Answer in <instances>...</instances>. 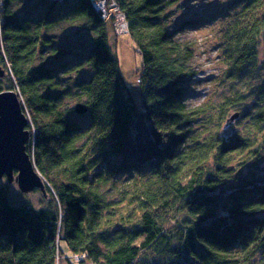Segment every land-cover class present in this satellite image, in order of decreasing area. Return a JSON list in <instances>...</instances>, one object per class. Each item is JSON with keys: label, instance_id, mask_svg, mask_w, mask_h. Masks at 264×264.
I'll return each instance as SVG.
<instances>
[{"label": "trees", "instance_id": "obj_1", "mask_svg": "<svg viewBox=\"0 0 264 264\" xmlns=\"http://www.w3.org/2000/svg\"><path fill=\"white\" fill-rule=\"evenodd\" d=\"M16 1L0 0V65L9 66L6 90L18 94L29 120L26 151L45 181L46 206L12 204L0 182V264H56L65 250L93 264H264V172L243 175L264 160V119L257 113L243 137L198 141L204 109L182 100L191 53L164 23L172 1L107 0L125 14L140 52L138 106L109 44V19L90 0H42L45 18L71 10L64 18L89 32L80 52L91 74L75 85L82 116L63 109L55 90L58 73L76 65L36 64L57 59L59 49L45 19L15 14ZM234 13L221 55L240 72L256 59L264 0H241ZM93 151L120 159L112 173L139 174L117 198L102 191L105 177L91 175Z\"/></svg>", "mask_w": 264, "mask_h": 264}, {"label": "rangeland", "instance_id": "obj_2", "mask_svg": "<svg viewBox=\"0 0 264 264\" xmlns=\"http://www.w3.org/2000/svg\"><path fill=\"white\" fill-rule=\"evenodd\" d=\"M170 1H172L170 8L167 13H163L166 16L165 27L175 31L176 41L186 46L191 53V59L186 64L189 76L183 85L182 100L188 107L204 109V114L195 124V126L198 124L194 131L196 138L198 141L204 138L209 140L220 134L223 139H230L237 135L243 137L245 132L250 134L254 125V120L251 119L257 113L264 119V103L261 98L264 89V32L258 40L255 61H250L240 72H235V69L230 71L224 65L221 55L222 35L224 28L237 16L234 12L241 0ZM42 4V0H17L12 10L19 16H30L33 20L45 19V24L50 25L47 32L55 38L59 49L58 57L52 59L49 55L44 60L37 59L36 64L43 62L57 69L64 63L76 65L58 73L59 80L55 89L63 93L62 108L73 109L78 102L76 83L87 79L91 74L90 69L83 66V54L80 52L90 35L84 23H71L69 17L64 18V13L71 10H56L49 18H45ZM95 14L103 21L109 19L107 24L109 44L118 58L124 83L129 87L136 104L141 106L139 87L142 60L139 50L128 36L125 14L117 13L115 9L113 13ZM7 67L8 70L9 66ZM7 70L5 69L6 74ZM4 80L5 77L0 80V90L7 88ZM80 122L83 127L87 126L85 117H82ZM117 163H120V159L114 156L105 160L98 156L97 151L90 155L89 164L93 169L91 175L106 178L107 183L102 191L109 199L117 198L119 196L117 193L128 186L129 175H139L134 171L112 173ZM260 172H264V160L257 168L247 166L243 175H259ZM0 182L7 183L6 178H2ZM8 185L12 204L17 205L20 201H25L36 210L46 206V199L40 191L23 194L15 183ZM54 203L51 200L52 206ZM56 264L93 263L87 260L76 263L65 250L64 257L59 256Z\"/></svg>", "mask_w": 264, "mask_h": 264}, {"label": "water", "instance_id": "obj_3", "mask_svg": "<svg viewBox=\"0 0 264 264\" xmlns=\"http://www.w3.org/2000/svg\"><path fill=\"white\" fill-rule=\"evenodd\" d=\"M4 76L5 71L0 67V80ZM74 111L82 116L87 109L79 103ZM27 125L17 94L12 90L0 91V180L5 177L7 184L15 183L23 194L38 190L46 195L45 183L26 151L30 138Z\"/></svg>", "mask_w": 264, "mask_h": 264}, {"label": "built area", "instance_id": "obj_4", "mask_svg": "<svg viewBox=\"0 0 264 264\" xmlns=\"http://www.w3.org/2000/svg\"><path fill=\"white\" fill-rule=\"evenodd\" d=\"M47 1L60 2L62 0H47ZM90 2H91L92 7L96 13H109V11H112V13H113L114 9L117 11V13H119L117 8L114 7V5L111 4L108 6L107 0H90ZM110 8H111V10H109Z\"/></svg>", "mask_w": 264, "mask_h": 264}, {"label": "bare ground", "instance_id": "obj_5", "mask_svg": "<svg viewBox=\"0 0 264 264\" xmlns=\"http://www.w3.org/2000/svg\"><path fill=\"white\" fill-rule=\"evenodd\" d=\"M2 68V67H1ZM4 71H5V69L4 68H2ZM5 75H6V71H5ZM5 77V76H4ZM3 79V78H2ZM1 91H5V90H1ZM17 96H18V94H17ZM18 99H19V96H18ZM19 103H20V108H21V112H22V114H24V116H25V118L28 120V117L26 116V114H25V112H24V110H23V108H22V104H21V100L19 99ZM81 116V115H80ZM28 126H29V120H28V125H27V127H26V129L29 131V133H30V136H31V132H30V130L28 129ZM29 140H30V138H29ZM29 142V141H28ZM28 144V143H27ZM27 144H26V146H27ZM28 154V153H27ZM43 179V178H42ZM44 181V180H43ZM44 183H45V181H44ZM70 257L76 262V263H80V262H84V260H85V257H84V255H70ZM88 261V260H87Z\"/></svg>", "mask_w": 264, "mask_h": 264}]
</instances>
